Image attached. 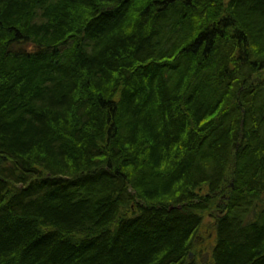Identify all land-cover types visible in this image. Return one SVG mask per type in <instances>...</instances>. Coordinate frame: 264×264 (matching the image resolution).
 I'll return each instance as SVG.
<instances>
[{
    "label": "trees",
    "instance_id": "trees-1",
    "mask_svg": "<svg viewBox=\"0 0 264 264\" xmlns=\"http://www.w3.org/2000/svg\"><path fill=\"white\" fill-rule=\"evenodd\" d=\"M263 91L264 0H0V264H264Z\"/></svg>",
    "mask_w": 264,
    "mask_h": 264
},
{
    "label": "rangeland",
    "instance_id": "rangeland-1",
    "mask_svg": "<svg viewBox=\"0 0 264 264\" xmlns=\"http://www.w3.org/2000/svg\"><path fill=\"white\" fill-rule=\"evenodd\" d=\"M225 1L227 2L228 0ZM261 95L264 96V91ZM214 221L213 215L211 214L205 219V226L197 234L198 240L191 259L197 261L199 264H207L211 260V250L214 242L211 226Z\"/></svg>",
    "mask_w": 264,
    "mask_h": 264
},
{
    "label": "water",
    "instance_id": "water-1",
    "mask_svg": "<svg viewBox=\"0 0 264 264\" xmlns=\"http://www.w3.org/2000/svg\"><path fill=\"white\" fill-rule=\"evenodd\" d=\"M192 256H193V255L191 254V255H190V259L192 258Z\"/></svg>",
    "mask_w": 264,
    "mask_h": 264
}]
</instances>
